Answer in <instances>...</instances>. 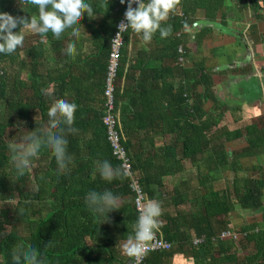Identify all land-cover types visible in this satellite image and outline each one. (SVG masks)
<instances>
[{"label": "crops", "instance_id": "crops-1", "mask_svg": "<svg viewBox=\"0 0 264 264\" xmlns=\"http://www.w3.org/2000/svg\"><path fill=\"white\" fill-rule=\"evenodd\" d=\"M15 1V11L14 3L0 11L38 15L31 0ZM91 2L98 14H85L79 38L71 36V29L59 38L25 30L22 48L0 53V264L8 252L3 242L10 232L27 237L29 220L33 242L36 224L43 220L37 214L36 185L47 174L50 193L75 183L71 191L79 193L81 204L92 190L89 183L121 198L120 209L100 217L94 237L78 235L79 251L68 253L73 264L132 262L121 248L136 222L132 195L118 177L108 181L98 171L105 159L115 166L100 117L110 41L126 3ZM179 15L187 17L186 24L172 18ZM162 25H171L170 34L161 37L157 31L148 42L130 29L115 81L122 143L146 200L162 205L156 233L172 245L170 251L148 253L143 264H264L259 260L264 249L246 239L264 231V0H177ZM69 40L77 44L71 55L65 51ZM177 44L183 50L181 64ZM59 99L78 105V132L68 134V169L60 170L43 149L30 169L17 175L11 143L44 126L48 109ZM28 192L29 220L19 212L27 207ZM216 193L224 198L219 208L228 209L217 216ZM75 223L87 224L81 218ZM222 229L237 233V240H219ZM196 239L203 243L194 246ZM207 242L211 247L202 248ZM225 242L233 244L230 250ZM42 245L50 247L49 253L59 241L48 238ZM256 253H261L258 258ZM41 254L46 264L53 262Z\"/></svg>", "mask_w": 264, "mask_h": 264}, {"label": "clouds", "instance_id": "clouds-1", "mask_svg": "<svg viewBox=\"0 0 264 264\" xmlns=\"http://www.w3.org/2000/svg\"><path fill=\"white\" fill-rule=\"evenodd\" d=\"M127 3L125 11L126 23L121 28L130 27L135 33L142 35L145 42L151 41L159 31L161 37L171 32V25L163 26L173 11L177 9V0H120ZM38 7V15L30 17L15 16L7 11H0V53L12 54L22 48L25 42V30H31L42 37L51 32L59 38L71 29V36H81L82 20L87 14L95 18L98 11L91 0H31ZM135 5V6H134ZM19 28V30H16ZM84 28V27H83ZM65 51L71 55L77 51V44L68 41ZM78 105L75 101L59 99L48 109L49 119L46 124L34 131L26 132L18 141L10 145L12 166L17 175L30 169L32 158L47 149L54 156L60 170H67L72 157L68 150L69 133H76L75 112ZM100 176L108 181L123 175L121 167L114 166L112 161L103 160L98 165ZM88 208L99 216L120 209L121 198L111 189L90 190L85 195ZM162 205L149 198L139 208V215L134 231L123 241L121 248L125 255L135 258L138 262L147 254L149 242L156 235L160 226ZM12 264H46L44 257L37 248L23 249L18 247L12 252Z\"/></svg>", "mask_w": 264, "mask_h": 264}, {"label": "trees", "instance_id": "trees-1", "mask_svg": "<svg viewBox=\"0 0 264 264\" xmlns=\"http://www.w3.org/2000/svg\"><path fill=\"white\" fill-rule=\"evenodd\" d=\"M12 3L14 4L12 5ZM11 5L13 6L11 11H15L16 9L15 0H0V9L2 8L3 10H6ZM126 6H127V3H126ZM172 18H174L175 20L177 19L181 23V25H183L182 23L186 24L187 22V17L180 18V17L174 16ZM179 28H183V27L180 26ZM130 29L131 28H129V30L123 35L124 45L126 43L125 35L130 31ZM115 30H116V26H115ZM115 30H114V33H115ZM178 44L176 45L177 60H179L181 56L183 57V52L179 53L178 51L179 47H181V45H178ZM107 66H108V61H107ZM107 66H106V71H107ZM118 69H117L116 77L114 79V99H115V92H116L115 81L118 76ZM106 71H105V77H106ZM104 89H105V79H104V86H103V97H104ZM104 103L105 102L103 101V105ZM115 108H116V99H115ZM105 136H106V133H105ZM123 146L129 155L128 147L124 143H123ZM109 148H108L109 155L112 157V159H114L115 166L119 167L118 161L112 156L111 150ZM187 149H189L190 151V147H188ZM2 166H4V158L0 160V167ZM132 169L135 173V177L139 180L142 186L143 192H145L144 184L142 180L140 179V177L138 176L136 166H134L133 163H132ZM46 177H48V174L46 175ZM46 177L44 176L42 183L38 182L36 185V187L40 188V192L35 195L36 203H38L37 214L40 215V218L41 216H43V220L40 223L36 224L37 226L34 231L35 233H34L33 242H32V224H31V221L29 220V218L31 217L30 205L32 201V195H31V192H28V194H25L24 196V202H25L24 206L27 205V207H23L21 209L17 208L18 210L20 209L19 212L22 213V216L26 219L28 218L29 220L27 221L28 223L27 226L29 229L28 236L21 237L18 234H15L14 232L9 233L7 241L3 242V246L5 245L8 248L7 257L3 259L1 264H12V260H11L12 252L18 247H22L25 250L31 249V248H37L40 250V252L44 251V255H46L48 259L49 258L53 259V262L51 264H73L74 261L69 259L68 253L73 249H76V251H79L78 242H77L78 235L82 233V234L94 237V234L96 231V224L98 223L101 216L92 212L86 205L85 201L82 204L80 203L79 193H75L71 191L70 185L75 184V183L69 182L70 185L68 188L63 189V187L62 188L57 187L56 192L50 193L49 190L51 189V186H50V183H48ZM118 180L122 185H124V187H126L130 191L129 180L126 179L124 175H121L120 177H118ZM87 185L88 187H91L92 190L95 189L94 183H89ZM130 194L132 195L131 191H130ZM212 197L214 199L216 216L220 214H225L226 211H228V209L223 208V207L219 208V205L221 203L222 204L224 203L223 196L220 195L219 193H216ZM212 197L209 198L210 199L209 201H211ZM49 199L52 200L51 203H49ZM132 199H133V196H132ZM42 202L44 203V206H42L41 204ZM42 213L43 215H41ZM80 218L83 219V222L87 224H84L81 227L78 224H76L75 222L76 221L78 222V219ZM136 220H137V215L135 212V221ZM224 230L223 229L220 230L219 233ZM247 230H254V227L253 226L249 227ZM251 234H252L251 237L249 236L246 239L249 242L253 240L255 242L256 248H260V250L262 248L264 249V231L260 230L257 233L252 232ZM48 238H51L52 241L55 243L59 241V245H54L51 248L49 253H47L48 251L45 253V250H49L50 247L46 248L44 245H42V242ZM207 244L209 245L210 243L207 242L206 244L203 245V247L202 246L201 247L207 249L206 248ZM224 245H227L229 250L233 246V244L226 243V242ZM210 247L211 245L208 246V249ZM260 254L261 253H256L254 258H258ZM55 255H57V257H55ZM76 256L78 257V255ZM231 259L234 260L233 257H231L230 260ZM259 260H264V256L262 255ZM47 264H50V263H47Z\"/></svg>", "mask_w": 264, "mask_h": 264}, {"label": "built area", "instance_id": "built-area-1", "mask_svg": "<svg viewBox=\"0 0 264 264\" xmlns=\"http://www.w3.org/2000/svg\"><path fill=\"white\" fill-rule=\"evenodd\" d=\"M135 6V5H134ZM127 6L123 9L122 15L116 24L115 33L112 36L110 42V54L108 57V66L105 77V89H104V105L102 110L101 121L105 128L106 140L111 149L112 156L118 161L119 167L123 170V175L126 179L129 180V188L133 196V206L138 217L139 208L144 201H146L145 193L143 192L142 186L139 180L135 177V173L132 169V163L130 156L128 155L126 149L123 146L120 126L118 121V112L115 108V99H114V79L116 77L117 69L119 67V61L121 57V50L124 46L123 35L129 30L130 27H125L120 29L122 22L126 23L125 11ZM178 17L184 18L183 15ZM179 53H182V48L179 47ZM179 62H183V57L179 58ZM238 234L229 230L221 231L217 238L221 239H233L237 240ZM214 239V238H213ZM203 243L201 239H196L192 241L194 246ZM172 248L171 243L164 240L162 237L156 233L153 240L149 242V249L147 254L150 252H167ZM146 254V255H147ZM145 255V256H146ZM145 256L142 257L138 262L135 258L132 259L131 264H143Z\"/></svg>", "mask_w": 264, "mask_h": 264}]
</instances>
